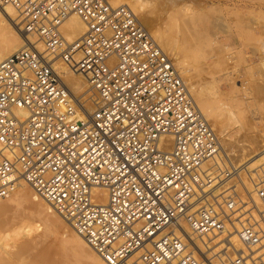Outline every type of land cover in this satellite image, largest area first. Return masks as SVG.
I'll use <instances>...</instances> for the list:
<instances>
[{
	"label": "built area",
	"instance_id": "obj_1",
	"mask_svg": "<svg viewBox=\"0 0 264 264\" xmlns=\"http://www.w3.org/2000/svg\"><path fill=\"white\" fill-rule=\"evenodd\" d=\"M5 4L44 49L29 41L0 61V198L26 181L108 264H204L183 223L201 237L237 229L243 247L230 264H264V210L251 201L264 206V169L250 173L245 199L248 164L225 154L135 11L109 0ZM72 14L86 31L68 39ZM56 57L84 76L95 109L83 111Z\"/></svg>",
	"mask_w": 264,
	"mask_h": 264
},
{
	"label": "rangeland",
	"instance_id": "obj_2",
	"mask_svg": "<svg viewBox=\"0 0 264 264\" xmlns=\"http://www.w3.org/2000/svg\"><path fill=\"white\" fill-rule=\"evenodd\" d=\"M141 10L135 13L143 24L150 31L158 26L166 36L172 37L185 64L193 72L198 87L208 93L210 106L214 110L208 122L214 125L221 145L223 140L230 143V153H240L245 144L258 147L259 153L253 158L231 159L250 165L249 172H242L238 183V190L246 199L249 194L247 188L252 190L250 173L254 174L256 168L264 163V0H150ZM19 18L16 19V29L21 33ZM32 38L30 36L33 42L37 40ZM34 43L37 45L36 41ZM61 62L57 60L54 66L64 77L66 73L60 69ZM175 65L178 66L177 63ZM70 73L73 75L69 77L72 81L65 76L66 80L74 91L73 87L77 84L74 80L79 78L81 85L74 92L79 100L86 101L85 98L93 94L87 80L81 74ZM84 103L88 110L96 107V101L87 100ZM222 149L226 152L224 146ZM256 158L260 159L252 165ZM26 188L31 189L29 194L17 197L15 189L9 197L0 199V263L5 258H15L17 255L21 260L19 264H30V261L36 264H61V259H67L72 264H94L90 249L82 251L71 247L63 250L61 240L55 235L45 239L36 237V233H39L36 230L41 229L40 223L45 220L46 214L37 200L41 197H29L34 189L31 185H26ZM254 199L255 202L251 200L254 206L257 203L260 210H264L255 193ZM57 215L61 216L59 213ZM60 218L66 221L62 216ZM188 232L202 238L190 228ZM229 234L219 233L218 236L203 238H212L210 242L216 243ZM238 242L239 245L234 246L240 249L243 245L239 239ZM227 250L226 243L220 242L207 252L204 251L202 258L212 255L218 261L220 257L227 258ZM227 252L232 257L236 253H233V248ZM134 257L132 259L137 258Z\"/></svg>",
	"mask_w": 264,
	"mask_h": 264
},
{
	"label": "bare ground",
	"instance_id": "obj_3",
	"mask_svg": "<svg viewBox=\"0 0 264 264\" xmlns=\"http://www.w3.org/2000/svg\"><path fill=\"white\" fill-rule=\"evenodd\" d=\"M148 2H150V0H111V3L113 5L127 4L137 13L142 12L143 9L141 10V8H143L146 5V3H148ZM8 5H10V4L0 5V33H2V34H0L1 35V38H0V61L3 58H5L6 56H8L9 54H11V53H13V52L25 47L27 44H30L29 41H32L30 39V36L33 37V38L35 37L32 34H30V33L26 36V34L24 32H22V31H21V33L18 32V28L16 29V24H18V20L16 21V19L19 17V14H18V16H16V11L17 10L15 9V7H13L12 5L11 6H8ZM19 29H20V27H19ZM62 29L65 32V34L68 37V39H72V38L79 37V36L83 35L85 33V31H86V25L77 15L72 14L71 16H69L64 21V23L62 24ZM151 33L153 34L154 38L157 40L159 45L168 53V55H170V57L173 60L174 64L175 63L178 64V66L176 68H179V73H181L180 75L182 76V78L186 82V84L188 86V89H189V92L193 96L196 104L198 105V107L202 111V113L204 114L205 118L207 120H209L210 117L212 115H214V110L210 106V97L208 96V93L204 89L198 87L197 82L195 81L196 78H195L193 72L189 69V67H187L188 65L185 64V61L183 60V57H182L183 55H181V53H180V51L178 49V46L175 44V42L172 39V37H170L168 35L166 36L164 34V32L162 31V28H160L158 26L156 28L152 29ZM35 38L37 39V37H35ZM35 41L37 42L36 46L40 50L44 49V45H43V43L40 40H35ZM57 60H59V58L56 57L55 58V62ZM55 62H54V64H55ZM60 64H62V66H60V69L66 73L65 76H67V79L70 80L69 77L73 76V75H70L71 74L70 72L72 70L63 61ZM59 75L62 77L64 82L67 84L69 89L72 91V93L75 95V92L78 91V89H79V87L81 85L79 78L76 77L77 79L74 80L77 83L73 87L74 91L76 90L74 92L72 90V87H70V85H69L70 83H68L69 81L66 80V77L65 76L63 77L60 73H59ZM73 78H75V77H73ZM70 81H72V80H70ZM93 98L94 97H92V95H88V97L85 98L86 101H84V102H87V100L88 101H95V98L94 99ZM76 99H79L78 96H76ZM82 102L83 101H81V103ZM84 102L82 103L83 111L84 112L92 111V110H88L87 109V107H86L87 104L84 103ZM96 104H97V102H96ZM18 111H19L20 114L27 115V112L24 109H19ZM211 126L214 128V125H211ZM219 139H220V137H219ZM229 144L230 143H228L226 140H223V145H221V146L222 147L224 146V149L226 150L225 154H227L230 157V159H232V158L237 159L238 158L239 160H242V159L246 158L247 156H250V158L251 157L253 158L254 155H257L259 153V152H257L258 151L257 150L258 147H254V145H248V144L243 145L242 151H240V153H235V152L230 153L228 151L229 150L228 149V147H229L228 145ZM263 157H264V155H263ZM260 158H256V160L252 163V165L257 160H259ZM249 166L250 165H248L247 167H249ZM260 169L261 170L264 169V163H261L259 165V167L256 168L255 172L258 173V171ZM19 183H20V185H18L19 187L17 186V188H15L16 189V191H15L16 192V196L17 197H21V196L25 195L26 193L29 194L31 189L30 190L27 189L26 185L28 187L30 184L27 183L26 181L24 182L23 180H21ZM29 188H31V187H29ZM13 192H12V194H13ZM93 192H94L95 196L101 198V201H105L106 200V198H107V190H106V188H104V187H95ZM29 197H35L36 198V197H41V196L34 190V192L31 191V196H29ZM43 199L44 198L41 197V198H38L37 200L39 201V203H41V206H43V210H44L46 216H45V220L42 223H40V228L41 229L36 230V231H39V233H36V234H38L36 237H38L39 239H45V238H47L49 236H52V235L54 236L55 235V237H58L59 240H61V248L63 250L69 249L71 247L79 249V250H82V251H89L88 249H90V251H91V252H89L90 253V257L93 260L94 264H108L106 262V260L99 253L94 252L95 250L89 245V243L84 239V237L82 235H80L74 229V227L72 225H70L71 223L69 221H67L65 218L64 219L67 222L62 220L60 218L61 216L59 217L57 215L58 212L54 209V207L48 201L47 202L51 205V207H50V205L45 204L46 202L44 203ZM183 225H184V227L186 229L187 234L189 235L188 236L189 241L193 245V250L192 251L195 253V255L198 258L202 257V253L204 254L205 252H207L209 249L213 248V246H215L216 244H218L220 242L226 243V246H228V250L227 251H229L230 248H233V253H234V251L237 252V250L239 249V248L235 247V246L239 245L238 244L239 243L238 242L239 236L237 234V229H235V228L229 227L226 232H227V234H229V233L230 234L228 236L223 237L222 239H220L216 243H213L212 241L210 242V239H212V238H209V239H206V238H203V237L202 238H198V237L192 235L191 232H188L189 226L186 223H183ZM226 232H224L223 235L226 234ZM231 234H233V235L230 238ZM33 235H35V234H33ZM236 235H237L238 239L236 238ZM209 236H218V234H212V235H209ZM32 238L35 239L34 237H32ZM240 242H241V240H240ZM234 244H235V246H234ZM221 245H222V243L220 244V246ZM241 245H242V242H241ZM204 247H206L207 249H205ZM91 249H93L94 251L91 250ZM9 251H11V250H9ZM227 251H225L227 258H225L223 256L222 258L220 257V260L217 261V260H215L213 258L212 255H209V257L206 256V258H201V260L203 261L204 264H225V261L227 262L226 264H230V262H231L233 257L230 256V253H228ZM136 254H139V253L137 252ZM135 255H133V257ZM136 256L138 257V255H136ZM14 257L15 258H13V256H11L10 258H7V259L5 258L0 264H19L20 261H21L19 256L17 257V255H16ZM208 259H209V261H208ZM61 260H62L61 264H72L67 259H64V260L61 259ZM30 262H31L30 264H32V263L34 264L35 263L33 261H30ZM38 264H40V263H38ZM42 264H44V263H42ZM132 264H134V262ZM136 264H137V262H136Z\"/></svg>",
	"mask_w": 264,
	"mask_h": 264
}]
</instances>
